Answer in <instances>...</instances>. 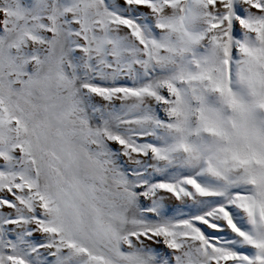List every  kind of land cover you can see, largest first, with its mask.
Segmentation results:
<instances>
[{
  "label": "snow or ice",
  "instance_id": "snow-or-ice-1",
  "mask_svg": "<svg viewBox=\"0 0 264 264\" xmlns=\"http://www.w3.org/2000/svg\"><path fill=\"white\" fill-rule=\"evenodd\" d=\"M0 264H264V0H0Z\"/></svg>",
  "mask_w": 264,
  "mask_h": 264
}]
</instances>
